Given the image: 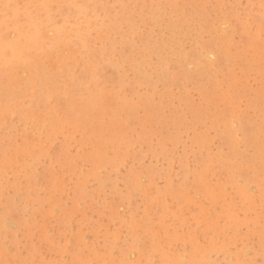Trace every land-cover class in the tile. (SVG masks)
<instances>
[{
  "label": "rangeland",
  "instance_id": "1",
  "mask_svg": "<svg viewBox=\"0 0 264 264\" xmlns=\"http://www.w3.org/2000/svg\"><path fill=\"white\" fill-rule=\"evenodd\" d=\"M263 4L0 0V264H264Z\"/></svg>",
  "mask_w": 264,
  "mask_h": 264
},
{
  "label": "bare ground",
  "instance_id": "2",
  "mask_svg": "<svg viewBox=\"0 0 264 264\" xmlns=\"http://www.w3.org/2000/svg\"><path fill=\"white\" fill-rule=\"evenodd\" d=\"M260 4H262V3H260ZM264 5V4H263ZM252 7H253V5H252ZM252 9V8H251ZM199 193V192H198ZM205 193V192H204ZM126 199V198H125Z\"/></svg>",
  "mask_w": 264,
  "mask_h": 264
},
{
  "label": "snow or ice",
  "instance_id": "3",
  "mask_svg": "<svg viewBox=\"0 0 264 264\" xmlns=\"http://www.w3.org/2000/svg\"><path fill=\"white\" fill-rule=\"evenodd\" d=\"M5 7H9L8 5H5Z\"/></svg>",
  "mask_w": 264,
  "mask_h": 264
}]
</instances>
